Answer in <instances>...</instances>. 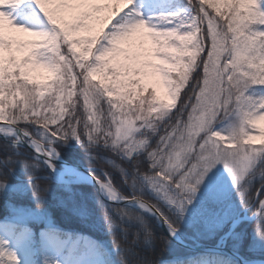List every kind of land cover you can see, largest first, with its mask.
<instances>
[{"label":"snow or ice","instance_id":"1","mask_svg":"<svg viewBox=\"0 0 264 264\" xmlns=\"http://www.w3.org/2000/svg\"><path fill=\"white\" fill-rule=\"evenodd\" d=\"M35 69H45L47 79L35 78ZM149 74L168 98L144 82ZM257 86L264 88V0H184L182 7L166 0H0V121L7 122L0 133L20 130L16 157L25 144L36 153L32 162L0 158V177L22 163L38 194L41 158L54 171L59 143L71 138L102 143L125 159L146 153L152 173L139 174L140 186L149 185L171 215L93 178L111 200L138 204L175 238L189 212L195 223L226 198L224 177L211 174L219 163L243 207L257 204L246 195L264 159V94H250ZM221 115L238 120L231 132L215 129ZM7 184L0 179V190ZM258 209L256 233L264 239V200ZM128 219L146 240L155 238L143 215ZM8 244L0 240V264H19Z\"/></svg>","mask_w":264,"mask_h":264},{"label":"trees","instance_id":"2","mask_svg":"<svg viewBox=\"0 0 264 264\" xmlns=\"http://www.w3.org/2000/svg\"><path fill=\"white\" fill-rule=\"evenodd\" d=\"M181 95L183 97L184 92ZM18 126L28 130L30 128V124L25 122ZM97 143L84 148L59 149L70 162L103 169L115 187L129 194L138 175L137 169H142L133 161L113 156L102 144ZM19 150L23 152L22 157H16L17 149L0 138V158L12 156L33 161L35 156L30 150L24 147ZM0 179L8 180L6 189L0 190V219L12 218L14 209L26 208L34 215H40L39 219L31 220L36 231L45 226L44 222L49 218L62 233L69 232L74 236L84 234L94 238L101 253L113 264H159L160 261L172 262L171 259L180 261V264H201L204 257L202 252H193V258L189 259L186 248L172 243L166 249L163 248L168 238L155 217L136 208L111 205L100 199L89 185L59 183L49 176L43 162L35 170L33 181L40 186L38 194H34L29 173L22 163L15 165L12 175ZM263 183L256 187L260 188ZM142 198L160 207L154 199L144 195ZM138 215H143L154 231L155 238L151 241L145 239L146 233L138 222L128 219ZM208 264L215 263L210 259Z\"/></svg>","mask_w":264,"mask_h":264},{"label":"rangeland","instance_id":"3","mask_svg":"<svg viewBox=\"0 0 264 264\" xmlns=\"http://www.w3.org/2000/svg\"><path fill=\"white\" fill-rule=\"evenodd\" d=\"M183 2L184 0H166V3L168 4L180 7L183 6ZM68 18L70 19L71 17L69 16ZM14 34L18 37V39L30 38L27 36V34ZM32 75L38 79H47L49 74L45 69H35L33 70ZM144 82L148 85L156 86L161 97L168 98L167 89L164 87L163 83L160 81L157 75L149 74L144 78ZM188 90L189 88L185 87L183 92H187ZM250 94H264V88H260L258 86L253 87L252 89H250ZM45 95L47 96V93ZM183 99L184 95L183 97H181V102L183 101ZM179 103L180 102H177V108L179 107ZM237 124L238 120L235 116L221 115L218 121L215 123L214 127L216 130L231 132ZM29 131L35 133L36 128L30 125ZM164 131L165 126L162 125L161 131L158 134L151 136L150 143L152 148H156L158 146L159 138L161 135L164 134ZM97 144L100 143L98 142ZM87 146L90 145H88L87 143L83 144L82 142H78L76 139L71 138L66 142L59 143L58 152L63 159L67 160L61 154L59 148H84ZM103 146L113 156L123 160L133 161L137 163L138 166H140V169H142L139 171L136 181L133 184V188L131 189L132 191H130L129 194L121 192L118 187L114 186L117 191L129 198L142 197L143 195L148 196L154 199L163 211H165L168 215H171V212L168 211L166 203L162 199L157 197L156 193L154 192V190L151 189L149 185L145 184L143 187L140 186L139 174L147 173L150 175L152 173L151 160L148 158L147 154L144 153L139 155L138 157L134 156L132 159H125L122 157V154L113 151L111 147L105 145ZM33 155L36 156L34 153ZM41 162H43L45 167H47L48 174L53 180L59 183H73V178H68L67 182H63V180L57 179L56 176L52 174L49 165H47L42 159ZM57 166L59 168L62 167L59 165ZM89 168L91 173L95 177L99 178L100 180H110L113 183L109 175L103 169H100L98 167ZM148 170L150 171L148 172ZM211 174L222 175L224 177V180L228 184L227 196L223 202L210 205L212 212L201 217L195 223L193 222L191 212L188 213V215L183 219V221L179 225V231L183 233L185 242L188 244H195L201 242L214 244L219 241L224 235H226L230 224L233 220L237 218L239 214L241 217L244 215L247 217H254L255 215V219L253 218L252 220L242 221L231 232V234H229L227 237L225 236L224 239L222 238L223 242L221 245L241 255L246 260L264 261V239L259 238L256 233V228L259 224V216L257 215L259 210L258 202L260 200H264V195H261L262 186L264 188V183L260 188H257L256 185L264 181V159L261 160L260 165H258L256 171L252 175L251 182L247 185L246 195L251 196L252 199L257 202L255 206H251L248 208L243 207L239 192L237 191V186L233 183L230 174L225 169L222 163L217 164ZM73 184L89 185L86 183ZM202 191L203 187L201 188V192ZM96 195L98 196L97 193ZM198 200L199 197H197V201ZM13 214L14 215L12 216V218L0 219V240H7L9 242L8 246L15 250L20 258L19 264H113L112 262L107 261V259L101 253L94 238L84 234L74 236L69 232L62 233L60 231V228L54 225L52 220L49 218L45 220V226L41 227L38 231H36L31 224V220L39 219L38 217H40V215L36 216L31 210H27L26 208L14 209ZM174 218L175 217H173V219ZM226 227H228L227 230H225ZM171 243L173 245H177L173 242ZM186 250L189 251V254L187 255V258L189 259L193 258V252H199L187 248ZM202 253H204V257L201 260V264H208L210 259L215 264H233L234 262L233 260H229L222 253H212L204 251H202ZM171 260L172 262H174L176 259ZM172 262L169 261L168 264H174Z\"/></svg>","mask_w":264,"mask_h":264},{"label":"water","instance_id":"4","mask_svg":"<svg viewBox=\"0 0 264 264\" xmlns=\"http://www.w3.org/2000/svg\"><path fill=\"white\" fill-rule=\"evenodd\" d=\"M7 124L6 121H0V127H3ZM19 127V126H18ZM21 128V127H19ZM19 136H22V133L20 132L19 129H16L14 131V134H10V135H5L3 133H0V138L8 141L9 143L11 144H16L17 143V138ZM23 147L27 148L28 150H30L31 152H33L35 155L36 153L33 151V149L31 147H29L27 144H25ZM42 160H44V158H41ZM45 162V161H44ZM46 163V162H45ZM54 163L56 165H59V166H62V167H68L70 168L71 170H73L74 172H78L80 175H82L83 177H85L86 180L84 181H72L73 183H86V184H89L90 186L93 187V189L95 190V192L98 194V196L110 203V204H114V205H123V206H128V207H132V208H136V209H140L138 204H135V203H129L127 200H122V201H113V200H110L108 198H106L104 196V194L102 193L101 189L99 188V184L96 182V179H94L93 177H95L91 171H90V168L87 167V166H83V165H79V164H74V163H71V162H68L67 160L63 159L61 156H60V159H54ZM47 164V163H46ZM48 165V164H47ZM50 168V167H49ZM52 171V169H51ZM63 182H67V180H63ZM142 198V197H141ZM143 200H146L144 198H142ZM148 201V200H146ZM149 202V201H148ZM151 203V202H150ZM142 210V209H140ZM143 211V210H142ZM151 215V214H150ZM152 216V215H151ZM154 217V216H153ZM246 216H240V214L237 216V218L235 220L232 221L231 225H230V228L228 229V231L226 232V237L231 234V232L236 228V225L239 223V222H242V221H246L247 219L245 218ZM255 217V215H254ZM253 217V218H254ZM252 218V219H253ZM158 222V221H157ZM236 222V223H235ZM158 225L161 227V229L163 230V232L165 233V235L167 236L168 239H171L173 243L179 245V246H182V247H185L187 249H190V250H194V251H199V252H212V253H222L224 254L229 260H233L234 262L238 263V264H248L249 262H252V260H246L244 259L241 255L237 254L236 252L228 249V248H225L223 247L221 244L223 242V237L217 241L216 243L212 244V243H206V242H201V243H195V244H188L186 242H183V241H179L178 239L176 238H171L169 236V232H168V229L166 227V225L158 222ZM235 225V227H233Z\"/></svg>","mask_w":264,"mask_h":264},{"label":"bare ground","instance_id":"5","mask_svg":"<svg viewBox=\"0 0 264 264\" xmlns=\"http://www.w3.org/2000/svg\"><path fill=\"white\" fill-rule=\"evenodd\" d=\"M5 135H10V134H14V132L12 133H3ZM59 153V152H58ZM55 159H60V154H58V156ZM55 170H52V174L56 176L57 179L59 180H67L68 178H73L74 181H84L86 180L85 177H83L82 175H80L78 172H74L73 170H71L68 167H58L55 163ZM99 188L101 189L100 185ZM102 193L104 194V196L108 199H110L101 189ZM111 200V199H110ZM144 212V211H143ZM147 213V212H145ZM149 214V213H147ZM150 215V214H149ZM151 216V215H150ZM247 220H251L253 217H245ZM236 223V222H235ZM241 222H239L236 227L240 224ZM167 227V226H166ZM226 235H224L223 239L225 238ZM176 239H178L179 241H183L185 242V238L184 235L181 231H178L177 236L175 237ZM248 264H264V261H260V260H255L252 262H249Z\"/></svg>","mask_w":264,"mask_h":264}]
</instances>
